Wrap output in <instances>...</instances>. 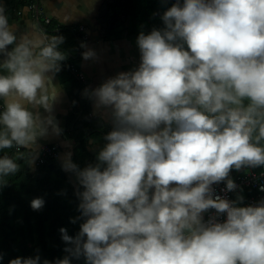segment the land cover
<instances>
[{"label":"clouds","instance_id":"1","mask_svg":"<svg viewBox=\"0 0 264 264\" xmlns=\"http://www.w3.org/2000/svg\"><path fill=\"white\" fill-rule=\"evenodd\" d=\"M161 20L139 33L137 66L85 89L113 127L95 163L64 160L78 182L72 222L82 221L75 236L60 229L68 255L9 264H264V199L245 205L213 188L235 191L233 170L264 167V0H176ZM29 27L18 35L0 3V187L22 167L6 150L62 131L52 113L65 38Z\"/></svg>","mask_w":264,"mask_h":264},{"label":"crops","instance_id":"2","mask_svg":"<svg viewBox=\"0 0 264 264\" xmlns=\"http://www.w3.org/2000/svg\"><path fill=\"white\" fill-rule=\"evenodd\" d=\"M3 1L6 3L10 0ZM116 1L118 0H94L89 10L90 0H21V3L13 8V15L9 20L17 25L18 35L29 32L30 23L36 24L49 34L53 33L45 31L41 23H56L59 30L60 27L76 28L79 33L74 34L72 38L70 35L59 34L65 38L61 46H67L68 42L72 45L73 41L74 44L77 43L75 47L74 44L72 45L73 54H70L72 57H70L69 65L76 75L79 76L80 73L85 75L87 81L85 89H94L109 77L122 71L131 70L139 64L140 53L136 43L139 33L142 30L149 32L154 27L162 28L164 25L161 16L172 5V0H155L152 1L154 10L150 9L144 15L142 13L138 16L135 14L111 19V6H116ZM119 1H121L119 3L121 5L123 0ZM47 18L49 22H46ZM82 42L87 45V49L95 51L96 58L83 59L82 53L87 49L81 47ZM77 45L80 47L79 49H77ZM64 73V64L62 63L61 71L54 78V82L62 86V93L59 100L55 102L52 113L62 131L60 134H54L50 130L47 136L38 138L34 150L39 152L44 144L56 142L59 145L57 155L59 164L68 181L78 187L75 173L64 169V160L70 154L72 161L80 168L89 163H95L96 154L103 147L105 141L101 129L91 134L82 148L71 136L66 121L69 113L73 110L71 98L73 85L71 81H63ZM90 102L94 118L101 126L104 125V128L112 130L110 115L104 109L95 110L93 100L90 99ZM41 112L43 115H48L43 109ZM90 141H94V143H90ZM32 167L35 168V165L32 164ZM251 169L256 168L241 169L240 171L245 173Z\"/></svg>","mask_w":264,"mask_h":264},{"label":"trees","instance_id":"3","mask_svg":"<svg viewBox=\"0 0 264 264\" xmlns=\"http://www.w3.org/2000/svg\"><path fill=\"white\" fill-rule=\"evenodd\" d=\"M3 2L0 0V3ZM20 3L21 0L4 2L9 18H12L13 8ZM129 7L133 15L137 16L143 13L142 9L144 10L140 0H130ZM150 9L154 10V6L151 5ZM41 24L45 31L57 35H70L72 38L74 34L79 33L76 28L71 27H60L59 30L57 24L53 22ZM72 45L70 42L65 47L60 45L61 50L67 54V59L62 62L65 72L62 75L63 81H71L73 85L71 95L73 110L67 117L66 125L73 139L82 148L95 131L101 129L105 136L106 128L104 125L101 126L92 115L90 99L84 94L85 82L69 65L70 57H72L70 54H73ZM76 47L80 48L78 45ZM55 144L56 142L50 143V146ZM6 151L14 155L22 167L14 176L6 178L7 184L0 187V252L4 257L0 264H9V261L16 257L35 256L37 252L41 256V262L44 259L49 261L62 259L68 255L64 251L68 245L62 240L60 229L66 228L69 235L75 236L82 222L81 220L72 222L73 218L80 215L79 198L76 195L78 187L68 181L57 155L44 156L42 151L19 149L20 152H33L35 159L28 164L20 157V152L16 149ZM238 172L244 173L233 170L230 173L231 178L234 179ZM254 192L251 187H243L242 192L237 193L236 197L243 195L246 201ZM37 197H42L45 201L41 210H33L31 207V200ZM72 264H85V259L84 257L78 260L73 258Z\"/></svg>","mask_w":264,"mask_h":264},{"label":"built area","instance_id":"4","mask_svg":"<svg viewBox=\"0 0 264 264\" xmlns=\"http://www.w3.org/2000/svg\"><path fill=\"white\" fill-rule=\"evenodd\" d=\"M46 22H49V19H46ZM83 28V27H81ZM80 28V29H81ZM86 38V36H85ZM80 78L87 84L85 75L83 73L79 74ZM111 131L109 128H106V133ZM58 148L59 145L55 144L53 146H50V144H44L41 148L42 154L44 156L47 155H58ZM43 159V158H42ZM44 160V159H43ZM234 181L237 184V189L235 191H225V183H219V184H214V194L215 195H220L222 197H225L229 200H235L236 199V194L241 193L243 187H251L255 192L251 195L249 199L246 201H243V204H256L258 203L261 199H264V191H261V186L264 185V167H261L259 170L256 169H251L248 172L245 173H237L236 176L234 177ZM215 215V210H209L208 212L205 213V220H207L210 216ZM225 217L224 216H219L218 219L223 220Z\"/></svg>","mask_w":264,"mask_h":264},{"label":"flooded vegetation","instance_id":"5","mask_svg":"<svg viewBox=\"0 0 264 264\" xmlns=\"http://www.w3.org/2000/svg\"><path fill=\"white\" fill-rule=\"evenodd\" d=\"M152 1H155V0H140V3L144 6V10H143V15L144 13H147L148 11H150V8H151V5H152ZM176 0H174L172 3H174ZM121 1H116V6H111V11H110V14H111V17L112 19H115V18H119V17H123V16H133V13L129 7V4H130V0H127L126 1V4L125 6H118V4L120 3ZM123 2V1H122ZM146 7V9H145Z\"/></svg>","mask_w":264,"mask_h":264},{"label":"water","instance_id":"6","mask_svg":"<svg viewBox=\"0 0 264 264\" xmlns=\"http://www.w3.org/2000/svg\"><path fill=\"white\" fill-rule=\"evenodd\" d=\"M126 1H127V0H123V2H122V4H121V5H124V6H125V4H126ZM175 2H176V1H175ZM175 2H174V3H175ZM121 5H119V4H118V6H121ZM112 17H113V16H112ZM112 17H111V19H112Z\"/></svg>","mask_w":264,"mask_h":264},{"label":"rangeland","instance_id":"7","mask_svg":"<svg viewBox=\"0 0 264 264\" xmlns=\"http://www.w3.org/2000/svg\"><path fill=\"white\" fill-rule=\"evenodd\" d=\"M38 8V7H37Z\"/></svg>","mask_w":264,"mask_h":264}]
</instances>
